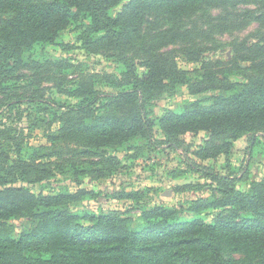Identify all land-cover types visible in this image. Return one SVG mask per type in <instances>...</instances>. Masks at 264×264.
Returning <instances> with one entry per match:
<instances>
[{"label":"trees","instance_id":"16d2710c","mask_svg":"<svg viewBox=\"0 0 264 264\" xmlns=\"http://www.w3.org/2000/svg\"><path fill=\"white\" fill-rule=\"evenodd\" d=\"M123 1L0 0V110L11 114L21 104L38 110L29 131L44 127L47 142L32 147L23 130L0 128V264H264V179L240 192L234 185L237 177L221 176L188 158L189 169L210 179L221 193L192 201L191 219L183 218L181 209L164 207L145 208L135 220L125 213L74 210L103 196L137 202L148 192H126L122 184L106 193L60 188L45 194L30 188L49 186L57 175L74 185L86 176L104 180L123 175L126 165L107 150H126L137 139L178 148L186 133H204L203 147L194 153L200 160L229 155L233 141L243 135L251 136V148L257 140L253 137L264 139V37L231 43L227 61L188 45L183 56L198 64L192 71L179 68L173 52L162 51L199 33L237 30L245 18L264 25L262 7L258 16L245 11L234 18H210L205 30L187 28L206 9L264 6V0ZM71 25L87 53L108 54L123 66L121 77L80 71L69 80L65 71L71 65L34 58ZM138 66L145 70L140 76ZM25 71L33 74L35 85L52 84L74 103L19 91ZM182 88L206 97L183 102L160 117L157 126L164 139L155 141L148 105ZM17 220L25 225L15 237L9 222Z\"/></svg>","mask_w":264,"mask_h":264},{"label":"rangeland","instance_id":"374dc122","mask_svg":"<svg viewBox=\"0 0 264 264\" xmlns=\"http://www.w3.org/2000/svg\"><path fill=\"white\" fill-rule=\"evenodd\" d=\"M126 1L124 0L123 3ZM262 7L264 6L250 4L239 5L235 8L206 9L191 19L187 23V28L195 27V29L200 31L205 30L210 18L227 15L230 18H234L245 11H252L258 16L263 11ZM119 8L120 6L115 11ZM245 19L244 25L237 30L214 34V36H204L199 33L195 38L192 37L168 45L162 51L173 52L179 68L186 71L198 68L197 63L187 62L183 56V49L191 44H197L199 47L207 49L206 57L227 61L231 55V43L248 37L252 39L264 37V25H260L255 20ZM78 36L79 33L75 25H71L59 34L54 45L44 48V53L34 58L40 63L50 61L60 66L71 65L73 68L65 71L69 80H74L80 71L85 73H108L121 77L123 66L116 63L114 57L102 53H87L81 47ZM137 70L139 76L145 72L141 66H138ZM24 75H26V79H23L21 84H19V91H38V95L42 96V98L55 99L64 105L74 103L73 100L58 94L52 84L35 85L31 72L25 71ZM30 82L33 84V88L29 85ZM96 89L106 93L117 92L115 89L102 86H97ZM205 97L206 95L191 96L186 89L182 88L174 96L164 94L162 97L151 101L146 111L154 125V140L161 142L164 139V135L158 128L157 123L159 118L167 111H176L183 102H193L205 99ZM38 113V110L35 111L31 106L25 104L13 107L11 114H9L7 109H1L0 128L7 125L11 129H21L23 130L24 141L30 146H44L47 144L44 127L29 131L31 122H35L39 117ZM58 127L59 125L56 123L52 126V130L55 131ZM253 138L257 139L253 148H251V136L243 135L233 141L229 155H222L216 159L207 160H200L194 155L197 150L203 147V142L206 139L204 133H199L196 136L186 133L181 136L178 148L169 147L161 143L149 146L142 139H137L126 144V150L124 148L117 151L107 150L109 154L117 156L126 165L127 171L123 175L104 180H92L86 176L82 178L79 185H74L73 182L71 183L69 180H65L64 177L57 175L49 186L39 184L30 186V188L34 192L42 191L45 194L56 193L60 188H67L70 193H74L78 189L95 192L103 191L106 193V188L114 190L119 184H122L126 192H143L146 189L148 192L144 193L143 197L137 202L115 200L103 196L98 202L84 201L74 210L89 211L95 214L125 213L135 220L145 208L164 207L181 209L182 217L191 219L193 214L188 209L192 201L209 198L212 194L219 197L221 193L219 190H214L217 186L210 179L203 177L199 172L190 170L188 167L189 163H186V160L189 158L197 165L209 168L221 176L231 175L232 177H237V181L234 184L235 189L240 192H246L252 182L264 179V139L261 134ZM130 146L134 148L127 149ZM211 219L212 216H209L206 221L210 222ZM9 224L14 226V236L16 237L21 227L25 225V221H11ZM235 257L237 259L241 258L240 255H235Z\"/></svg>","mask_w":264,"mask_h":264}]
</instances>
